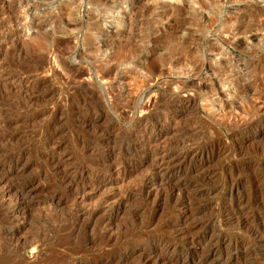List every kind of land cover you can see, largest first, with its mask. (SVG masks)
<instances>
[{
	"label": "rangeland",
	"instance_id": "374dc122",
	"mask_svg": "<svg viewBox=\"0 0 264 264\" xmlns=\"http://www.w3.org/2000/svg\"><path fill=\"white\" fill-rule=\"evenodd\" d=\"M263 228L264 0H0V264H264Z\"/></svg>",
	"mask_w": 264,
	"mask_h": 264
},
{
	"label": "bare ground",
	"instance_id": "6f19581e",
	"mask_svg": "<svg viewBox=\"0 0 264 264\" xmlns=\"http://www.w3.org/2000/svg\"><path fill=\"white\" fill-rule=\"evenodd\" d=\"M189 99V98H188ZM230 107V106H229ZM217 149V148H216ZM223 149V148H222ZM221 150V149H220ZM195 154H197V153H195ZM187 156H189L188 155V153H185L184 155H183V158H185V159H187ZM170 158H172V155L170 156ZM174 158V157H173ZM192 158V157H191ZM171 160V159H170ZM166 163V162H165ZM167 163H168V161H167ZM170 163V162H169ZM164 164V163H163ZM18 165V164H17ZM161 165V164H160ZM169 165V164H168ZM172 165V164H171ZM170 165V166H171ZM175 165V164H174ZM173 165V166H174ZM163 166V165H162ZM167 166V165H166ZM161 167V166H160ZM172 167V166H171ZM165 168V167H164ZM164 168H163V171H164ZM160 169H162V168H160ZM159 169V170H160ZM168 169V168H167ZM166 170V169H165ZM174 170H176V169H174ZM102 183H103V185H107V184H111L112 183V180H110V179H108V178H104L103 180H102ZM146 186V185H145ZM27 191H29V190H27ZM21 194V193H20ZM86 199H88V197H84L83 198V200L85 201ZM82 200V201H83ZM248 225V224H247ZM264 229V228H263ZM258 233H260V230H259V228H258V230H257V232H255L254 233V235H257ZM261 237V236H260ZM222 242H224L223 240H221ZM29 242V241H28ZM27 242V243H28ZM33 244V243H32ZM211 244H212V242H211ZM27 245H29V244H24V246L26 247ZM30 246V245H29ZM28 246V247H29ZM27 248V247H26ZM213 248H214V243L211 245V249H210V253L212 252V253H214V250H213ZM22 249V248H21ZM23 251V250H22ZM36 253V247H32V248H30V250H29V257H32V255H34ZM165 261H159V260H155V262H154V264H166V263H164ZM145 264H149V262H146ZM201 264V263H200Z\"/></svg>",
	"mask_w": 264,
	"mask_h": 264
}]
</instances>
